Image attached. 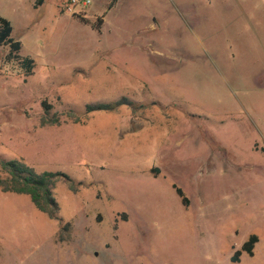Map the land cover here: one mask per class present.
Segmentation results:
<instances>
[{
	"label": "rangeland",
	"instance_id": "374dc122",
	"mask_svg": "<svg viewBox=\"0 0 264 264\" xmlns=\"http://www.w3.org/2000/svg\"><path fill=\"white\" fill-rule=\"evenodd\" d=\"M82 1L0 0L35 63L0 46V157L79 188L62 221L0 189V264H236L264 236V0Z\"/></svg>",
	"mask_w": 264,
	"mask_h": 264
},
{
	"label": "trees",
	"instance_id": "16d2710c",
	"mask_svg": "<svg viewBox=\"0 0 264 264\" xmlns=\"http://www.w3.org/2000/svg\"><path fill=\"white\" fill-rule=\"evenodd\" d=\"M117 1L118 0H111L108 5V10L113 8ZM75 15L78 16L79 14ZM102 23L103 17H99L92 26L97 31H100ZM13 31L14 26L12 21L7 17L0 16V46H9V51L4 56V62L16 64L18 70L25 76L32 75L35 65L34 59L29 55L21 54L22 42L19 39L14 38ZM124 105L133 109L144 106V104H138L129 97L123 96L111 101L88 103L84 106V113L89 114L101 111H114ZM43 106L46 109V113L42 116L41 124L59 123V119L57 117L48 116L51 106H49L47 102H43ZM67 113L71 116H78V112L74 109H69ZM60 179L66 181L73 191H78L79 188L75 180L64 171H38L34 166L27 164L22 159H6L0 157V189L4 192L29 195L34 205L40 211L46 213L51 219L62 221V217L60 215L61 206L54 191L56 183ZM173 186L176 189L177 194L182 199L183 204L187 205L188 198L186 197L183 189L178 187L176 184ZM68 226H65V228ZM258 240L259 237L257 234H251L248 240L242 244L241 249L235 250L231 257L232 262H240V256L243 251H246L252 256L254 246Z\"/></svg>",
	"mask_w": 264,
	"mask_h": 264
},
{
	"label": "crops",
	"instance_id": "0c3cea01",
	"mask_svg": "<svg viewBox=\"0 0 264 264\" xmlns=\"http://www.w3.org/2000/svg\"><path fill=\"white\" fill-rule=\"evenodd\" d=\"M259 237V240H258V242L255 244V246H254V249H253V255L251 256V255H249L246 251H243V252H246L250 257H252L253 259H255V260H263V257L262 256H260L262 253L264 254V241L262 240V239H264L263 237L264 236H262V235H259L258 236ZM243 252H242V254H243ZM242 254H241V256H242ZM241 256H240V262H236V264H241ZM235 263V262H234ZM242 264H243V262H242Z\"/></svg>",
	"mask_w": 264,
	"mask_h": 264
},
{
	"label": "built area",
	"instance_id": "2783aa9c",
	"mask_svg": "<svg viewBox=\"0 0 264 264\" xmlns=\"http://www.w3.org/2000/svg\"><path fill=\"white\" fill-rule=\"evenodd\" d=\"M89 2H90V0H83V1H82L83 4H88ZM70 3H78V0H70V1H69V4H70Z\"/></svg>",
	"mask_w": 264,
	"mask_h": 264
}]
</instances>
